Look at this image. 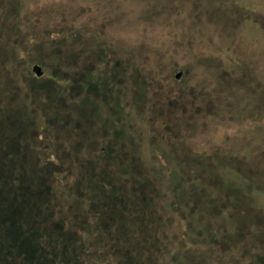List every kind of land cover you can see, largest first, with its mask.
Masks as SVG:
<instances>
[{"label": "rangeland", "instance_id": "rangeland-1", "mask_svg": "<svg viewBox=\"0 0 264 264\" xmlns=\"http://www.w3.org/2000/svg\"><path fill=\"white\" fill-rule=\"evenodd\" d=\"M69 34L83 50L84 90L99 91L90 93L98 103L89 121L119 117L121 144L138 151V164L220 168L213 178L225 182L230 200L223 212L235 215L238 205L244 223L250 220L228 224L235 240L227 244L206 237L199 225L191 228L194 238L184 240V220L157 227L138 245L141 261L264 264V0H0V113L12 125L10 112L21 122L31 111V140L47 136L36 123L50 127L42 106L59 98L64 75L55 68L69 49ZM100 75L109 78L105 84ZM209 186L212 194L224 191L218 181ZM6 212L0 208V248L8 259L33 264L22 261L19 242L7 234Z\"/></svg>", "mask_w": 264, "mask_h": 264}, {"label": "trees", "instance_id": "trees-1", "mask_svg": "<svg viewBox=\"0 0 264 264\" xmlns=\"http://www.w3.org/2000/svg\"><path fill=\"white\" fill-rule=\"evenodd\" d=\"M74 36L65 38L71 41L69 49L56 63V71L64 75L59 98L44 101L42 106L50 127L36 123L47 136L31 140L32 132L27 130L31 111L21 114V122L10 112L15 118L12 125H7L0 113V144L6 147L0 150V208L11 211L6 212L3 223L11 240L19 242L22 261L93 264L103 260L110 264V258L117 256L120 261L116 264H144L148 259H140L141 242L162 229L157 227H179L183 220L184 240L194 238L191 228L199 225L206 237L213 235V241H234L228 224L243 225L250 220L244 223L238 205L235 215L226 217L223 212V206L230 207V200L225 182L213 178L220 168L201 165L196 173L191 166L173 171L157 164H138V151L129 143L126 149L121 144L126 136L116 131L122 128L119 117L110 123L94 117L89 121L98 103V97L90 93L99 91L84 90L85 68L78 60L83 50ZM150 73L146 78L152 81ZM133 76L141 79L136 70ZM97 79L105 84L109 78L100 75ZM46 87L40 91L44 96ZM63 99L67 105L72 102L69 107L62 105ZM52 103L62 106L61 111L51 107ZM7 127L14 129L7 132ZM198 174L204 177L199 179ZM212 180L224 191L210 193ZM22 239L27 246H20ZM108 254H112L110 258Z\"/></svg>", "mask_w": 264, "mask_h": 264}, {"label": "flooded vegetation", "instance_id": "flooded-vegetation-1", "mask_svg": "<svg viewBox=\"0 0 264 264\" xmlns=\"http://www.w3.org/2000/svg\"><path fill=\"white\" fill-rule=\"evenodd\" d=\"M0 264H21V263L19 261H16L15 259L12 260L6 258L3 249L0 248Z\"/></svg>", "mask_w": 264, "mask_h": 264}, {"label": "water", "instance_id": "water-1", "mask_svg": "<svg viewBox=\"0 0 264 264\" xmlns=\"http://www.w3.org/2000/svg\"><path fill=\"white\" fill-rule=\"evenodd\" d=\"M33 71L36 73V75H41L42 71L38 65L33 66ZM181 71H179L177 74H175L176 78H179L181 76Z\"/></svg>", "mask_w": 264, "mask_h": 264}]
</instances>
